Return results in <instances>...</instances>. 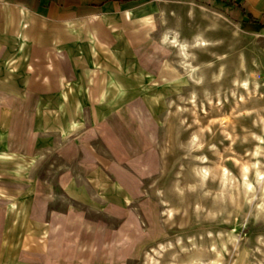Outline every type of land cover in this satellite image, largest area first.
<instances>
[{
  "label": "rangeland",
  "instance_id": "1",
  "mask_svg": "<svg viewBox=\"0 0 264 264\" xmlns=\"http://www.w3.org/2000/svg\"><path fill=\"white\" fill-rule=\"evenodd\" d=\"M148 3L165 9L167 24H163L157 11L136 18L130 15L132 10ZM125 5L128 22L114 30V45L110 47L122 45L118 37L121 31L129 38L132 56L128 61L135 59L136 65L132 64L134 71L127 76L141 83L140 92L98 124L92 123V108L87 106L86 128L74 138L80 147L73 157L75 143L64 142L60 131L54 128L59 123L56 119L48 122L52 124L51 130L39 131L36 127L39 123L47 124L45 102L60 89L61 73L74 79L92 67L87 55H82L87 59V68L71 72L62 52L32 48L35 71L29 88H23L25 98L0 88V116L6 115L10 123L11 150L38 157L29 180L27 177L20 183L2 184L19 196L20 204L28 205L30 215L26 225L13 229L14 213L8 201L0 199V264H185L193 250H203L207 243L203 241L213 236L228 239V248L224 250L226 264H238L243 255L250 264H264V213L256 212L263 194L264 173L260 182L255 181L254 199L247 200L237 188L245 166L253 180L257 168L264 172V148L259 155L256 153L260 141L257 135L264 137V93L247 94L239 103L232 99L225 106L209 105L206 111L200 91L199 113L187 112L181 125H176L172 109L152 105L146 95L165 88L166 82L175 81L174 69L167 68V62L182 72L175 51L166 48L161 39L166 27H176L181 37H188L193 30L205 31L208 22L205 11L228 22L227 26L210 31L218 39L217 51H227L235 60L245 55L246 70L253 77L264 79V22L257 18L253 22L248 16L247 22L253 27H246L245 21L236 17L229 0H129ZM191 7L195 8L194 16ZM172 11L180 17L178 25L179 18ZM235 29H239V34ZM48 53L54 57L55 69L50 70L46 81L43 77L48 72ZM5 55L6 49L2 48L0 63ZM255 55L259 67L252 63ZM206 56L200 52L201 58ZM100 58L105 65L107 54ZM140 68L153 72L155 79L139 78L135 72ZM101 71L105 75L110 72L107 68ZM189 91L190 86H185L180 94L172 92L171 96L183 102L181 95L187 96ZM225 116L228 120L222 122ZM194 134L199 136L196 142H204L201 151L209 156L212 171L218 172L224 166L234 177L231 186L234 192L229 195L225 214L213 211L212 216L209 205L201 209L195 204L201 199L211 204L215 190L206 193L203 190L202 197L203 191L187 183L191 178V156L184 153ZM97 172L113 183L122 182V189L134 198L133 204L102 198L107 190L100 185L109 182L103 177L96 178ZM178 178L181 190L175 189ZM212 178L211 186L216 188L219 177ZM73 180L91 197L88 202L82 204L69 192ZM33 185L35 192L29 193ZM155 189L160 191L155 193ZM163 198L168 199L167 204ZM170 206L178 208L174 217L168 218L165 209ZM223 215L226 222L216 224L214 220ZM32 224L41 231L48 230V234L29 232Z\"/></svg>",
  "mask_w": 264,
  "mask_h": 264
},
{
  "label": "bare ground",
  "instance_id": "2",
  "mask_svg": "<svg viewBox=\"0 0 264 264\" xmlns=\"http://www.w3.org/2000/svg\"><path fill=\"white\" fill-rule=\"evenodd\" d=\"M154 11L160 12L163 24H167L168 15L165 9H160L155 3H148L138 10H132L130 15L134 18L153 13ZM190 13L194 16L195 8L191 7ZM173 16H177V24L180 22V17L176 11H172ZM204 17L208 20L205 31L193 30L188 37H181L176 27L167 26L166 31L162 35L164 46L175 51L176 62L182 70L179 73L170 62L165 65L169 69H174L175 81L165 84V88H159L157 91L146 93L148 100L152 105L158 107H166L172 109L176 115V125H181L185 119L187 112L199 113L200 106V91H202V104L208 111V106L213 107L225 106L226 102L235 100L239 103L240 99L245 100L247 94H262L264 93V79L253 77L247 69V60L245 55L241 54L237 60L227 51H217V41L211 36L210 31L218 26H227L228 22L218 14H210L204 12ZM174 30V31H173ZM236 34H239V29H235ZM121 39L122 45L108 47L104 42L94 43L91 51L93 66L83 72L79 73L76 78L71 79L67 73L62 72L59 77L60 89L56 93H52L45 102V108L48 112L47 124H38L36 129L41 131L53 129L52 124L48 122L56 119L59 123L55 124L54 128L60 131V136L64 142L72 141L75 143V151L72 157L77 153L80 147L75 142L74 138L80 135L86 128L85 108L89 106L92 108V123L98 122L107 118L109 114L114 112L117 108L124 105L133 94L139 91L140 82L130 79L127 74L132 73V64L136 65L135 59L128 61L132 56L131 41L128 37L123 35L121 31L118 35ZM6 49L4 60L0 63V88H4L11 92L16 93L20 98H25L24 89L29 83L31 84L32 72L35 71L34 59L31 55L32 47L25 40H10L5 37H0V50ZM59 52V51H58ZM200 52L207 54L206 57H200ZM61 53V51H60ZM103 53L107 54L108 61L104 65L100 60ZM45 57H43L44 59ZM48 72L43 77L44 80L49 81L50 70L55 69L54 57L48 53ZM45 61V60H43ZM42 62V61H41ZM252 63L260 66L258 56L255 55ZM107 68L110 70L108 75L102 74L101 69ZM246 71V73H244ZM119 74L120 76L116 75ZM136 75L139 78L145 77L149 80L155 79V74L146 69L140 68L137 70ZM185 86H190V91L187 96L181 95L180 99L183 102H177L171 96L172 92L179 94ZM23 92V93H22ZM28 96V94H27ZM233 96V98H232ZM236 97V98H235ZM91 120V119H90ZM228 116L223 117L222 122H226ZM6 119V115L0 116V199L7 200L9 209L14 213L13 224L14 228L26 225L30 215V209L26 203H19V196L11 191H8L4 182L20 183L25 179L28 180L34 168L37 165V156L30 155L29 153H18L11 150V130L10 123ZM118 130L121 132V128ZM42 131V132H43ZM264 132V125L262 126V133ZM260 139L257 142L256 153L260 154V150L264 148L262 141L264 137L262 134L257 135ZM198 135L194 134L190 141L187 142L186 151L184 154H190L191 161L189 168L191 171V178L187 181L188 185L198 191L208 192L214 191V199L211 204L201 200H197L195 204L197 208L207 207L209 205L210 211L218 213L227 212L229 207V195L233 194L234 189L231 188L234 177L230 176V171L226 167H222L220 171H212L209 164L210 158L201 151L204 142L198 139ZM200 150V151H199ZM191 151V152H190ZM248 166H245L243 171V179L237 188L240 194L244 195L247 200H252L255 197V181L260 182L263 170L256 169L254 180L248 176ZM218 175V184L216 188L211 186V180L214 175ZM95 177V176H94ZM103 177L102 174L97 172L96 178ZM107 184H101L102 190H107L102 194V198H110L122 200L125 205L133 204V197L129 191L122 189V182L118 181L113 183L111 179L104 178ZM33 182V181H31ZM129 184V183H128ZM129 186H132L129 184ZM33 185L29 189V193L34 191ZM180 179L178 178L175 189L181 190ZM263 194L261 200L258 202L256 212L258 214L264 213V183ZM160 189H155L158 193ZM204 191L202 197H204ZM69 192L74 198L78 199L82 204L90 200L86 190H81L76 186V183L70 181ZM124 192V193H123ZM24 193V192H23ZM21 193V196H23ZM96 194L94 193L93 196ZM167 204L168 199H164ZM178 207L170 206L165 209L167 217H174V211ZM214 212L212 216H214ZM216 224L226 222V218L221 216L214 220ZM35 225H31L27 230L31 233L41 232L43 235L48 234V230L37 229ZM213 235V231H209ZM7 240V239H6ZM207 242V243H206ZM206 247L193 250L192 254L185 260V264H226L225 262V249L228 248V239L223 236L217 239L213 236L211 239H205ZM197 245V242H193ZM249 251L247 248L246 252ZM179 264V263H175ZM238 264H250L246 255H243Z\"/></svg>",
  "mask_w": 264,
  "mask_h": 264
},
{
  "label": "crops",
  "instance_id": "3",
  "mask_svg": "<svg viewBox=\"0 0 264 264\" xmlns=\"http://www.w3.org/2000/svg\"><path fill=\"white\" fill-rule=\"evenodd\" d=\"M125 1L0 0V37L25 40L34 50L61 51L68 70L78 72L88 66L82 55L93 66L95 42L114 45V30L128 22ZM229 1L246 27H253L247 22L251 15L264 22V0Z\"/></svg>",
  "mask_w": 264,
  "mask_h": 264
},
{
  "label": "trees",
  "instance_id": "4",
  "mask_svg": "<svg viewBox=\"0 0 264 264\" xmlns=\"http://www.w3.org/2000/svg\"><path fill=\"white\" fill-rule=\"evenodd\" d=\"M250 20L253 22H257L256 18L254 16H250Z\"/></svg>",
  "mask_w": 264,
  "mask_h": 264
}]
</instances>
